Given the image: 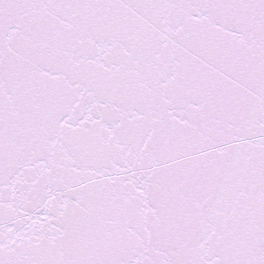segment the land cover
<instances>
[{
  "label": "snow or ice",
  "instance_id": "snow-or-ice-1",
  "mask_svg": "<svg viewBox=\"0 0 264 264\" xmlns=\"http://www.w3.org/2000/svg\"><path fill=\"white\" fill-rule=\"evenodd\" d=\"M0 264H264V0H0Z\"/></svg>",
  "mask_w": 264,
  "mask_h": 264
}]
</instances>
